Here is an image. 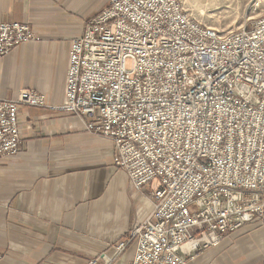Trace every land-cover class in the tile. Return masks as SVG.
Here are the masks:
<instances>
[{"label":"built area","instance_id":"2783aa9c","mask_svg":"<svg viewBox=\"0 0 264 264\" xmlns=\"http://www.w3.org/2000/svg\"><path fill=\"white\" fill-rule=\"evenodd\" d=\"M105 1L71 42L63 103L32 89L0 98V157L20 151L21 106L74 114L113 143L135 191L150 189L117 251L135 243L128 264H187L264 223V14L220 32L180 0ZM36 39L0 21V61Z\"/></svg>","mask_w":264,"mask_h":264},{"label":"crops","instance_id":"0c3cea01","mask_svg":"<svg viewBox=\"0 0 264 264\" xmlns=\"http://www.w3.org/2000/svg\"><path fill=\"white\" fill-rule=\"evenodd\" d=\"M105 0H0V21L28 24L38 39L0 61V98L32 89L65 100L71 42ZM22 141L0 157V264H128L118 243L149 213V187L132 188L111 141L72 113L21 106ZM187 264H264V223L230 232Z\"/></svg>","mask_w":264,"mask_h":264},{"label":"rangeland","instance_id":"374dc122","mask_svg":"<svg viewBox=\"0 0 264 264\" xmlns=\"http://www.w3.org/2000/svg\"><path fill=\"white\" fill-rule=\"evenodd\" d=\"M199 23L220 32L237 29L264 14V0H180ZM130 61L127 66L130 67Z\"/></svg>","mask_w":264,"mask_h":264}]
</instances>
